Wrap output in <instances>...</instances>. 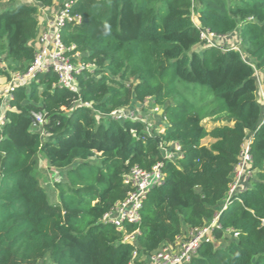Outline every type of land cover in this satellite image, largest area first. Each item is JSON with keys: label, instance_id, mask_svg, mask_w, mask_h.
Masks as SVG:
<instances>
[{"label": "trees", "instance_id": "obj_1", "mask_svg": "<svg viewBox=\"0 0 264 264\" xmlns=\"http://www.w3.org/2000/svg\"><path fill=\"white\" fill-rule=\"evenodd\" d=\"M54 1L0 10V76L26 71L39 8ZM71 11L82 21L67 22L62 40L79 53L74 60L95 67L77 75L78 92L51 71L10 90L0 124V264H146L184 225L204 226L220 212L218 223L237 237L225 246L204 241L190 264H264V95L256 77L264 69V0H75ZM194 16L217 36L236 32L239 49L200 48ZM146 101L162 108L163 126L150 133L143 121L109 116ZM40 111L43 124L33 115ZM247 140L256 179L229 197ZM175 142L182 156L166 159L161 145ZM39 154L65 171L56 202L35 174ZM159 161L164 182L147 194L141 221L125 226L138 230L136 244L124 241L102 218L127 196L132 167Z\"/></svg>", "mask_w": 264, "mask_h": 264}, {"label": "built area", "instance_id": "obj_2", "mask_svg": "<svg viewBox=\"0 0 264 264\" xmlns=\"http://www.w3.org/2000/svg\"><path fill=\"white\" fill-rule=\"evenodd\" d=\"M74 2L75 0H65L62 5H60L59 9L49 18L46 29L40 33L37 40L38 45L33 61L26 71L17 72L13 75L7 90L8 92L4 95V100L0 106V112L3 113V117L6 108L9 106L8 101L12 98L10 90L13 85L29 84L35 79L38 80L37 75L39 73L51 71L57 74L58 82L61 86L67 87L73 92H78L79 85L77 82V75L84 69H93L95 67L94 64L85 63L80 59L74 60V58L79 57V53L75 55L70 54L69 52L74 46L67 47L62 40L61 28L67 22L82 21V16L80 14H73L71 11ZM194 21L196 26L200 29V39L203 44H218L223 50L231 45L229 44V39L232 37V34L234 37V33L225 36H217L207 28L202 29L195 19ZM232 46L239 49L237 43ZM147 103L148 101L144 102L141 107L145 106ZM154 107L159 106L155 105L152 108ZM33 115L36 122L40 124L44 123L45 114L43 112H34ZM109 116L120 120L130 119L134 121H143L146 123L145 130L148 133L153 129V124L151 122H147L145 119L138 116L137 108H118L110 113ZM162 126L163 123L159 127ZM160 131H163V128H160ZM133 133L136 135V131H133ZM161 147L166 159L175 160L182 156L181 145L177 142L169 143L168 146L161 145ZM250 162L249 140H247L241 151V160L235 167V177L230 184L229 197L246 187V181H244V179L246 176L245 173L249 169L248 166ZM165 175L164 162L162 161L155 163L150 169H144L138 165L133 166L131 171L124 176L125 181L131 185V189L123 200L116 202V204L104 214L102 221L123 230V240L136 244L138 230L127 232L125 226L127 224H137L141 221V209L147 194L151 189L160 186L164 182ZM225 207L226 206H224L223 209H225ZM220 213L206 225L188 229L189 234H186V237L180 236L177 238V240L179 239L180 241H175L173 244L154 250L146 258V264H190L202 243L206 240L215 239L216 229H220L224 233H232L231 228H224L218 223ZM232 234L234 237H237L238 232ZM136 256L137 251H134L133 260Z\"/></svg>", "mask_w": 264, "mask_h": 264}, {"label": "rangeland", "instance_id": "obj_3", "mask_svg": "<svg viewBox=\"0 0 264 264\" xmlns=\"http://www.w3.org/2000/svg\"><path fill=\"white\" fill-rule=\"evenodd\" d=\"M30 1L31 0H0V10H2L3 8H6L8 6H12L13 4H15L17 2H30ZM35 1L36 0H32L31 3L35 2ZM194 19L196 20V16H194ZM236 42H237L236 37H235V35L233 37V34H232V37L229 39V44L233 45V44H236ZM202 46H205V44H202L200 46V48H202ZM256 77H257V80H258L259 85H260V94H262V96H263L264 95V81H263L264 69H258L257 73H256ZM10 83H11V80H8L7 77L0 76V94L5 95L8 92L7 90L10 86ZM150 104L151 103H147L143 107H138V116L145 119L147 122H151L155 126L162 125L163 122L160 118L162 108L161 107L148 108L149 106H151ZM3 118H4L3 113L0 112V124L3 122ZM46 119H47V117H45V120ZM205 123L208 124V126H211L213 123H215V119L207 118L205 120ZM38 127L41 128V125H39ZM43 133H44V138H45L47 135L45 134L44 131H43ZM212 141H213L212 138L207 137L203 140V144L209 145L210 143H212ZM50 166L51 165L46 160V158L42 154H39L38 155V164H37L36 169H35V174L38 178H40V181L48 190L50 199L52 201H54L59 196L56 185H57V183L62 181V178H63V180L65 179V171L64 170H55V169L52 170ZM245 175L246 176H245L244 181H246V184H247L250 177H252V179H256L255 171H252L251 169H248L246 171ZM248 176H250V177H248ZM251 182H252V180L249 182L250 185L252 184ZM55 190L57 191V193H55L56 192ZM223 207H224V205L222 206V208ZM186 234L187 235L189 234V230H187V228H185V235ZM214 238H215L214 244L220 245V246H225L229 242V240L231 238H233V236H231V234H229V233H224V234L222 233L220 235L215 234Z\"/></svg>", "mask_w": 264, "mask_h": 264}, {"label": "crops", "instance_id": "obj_4", "mask_svg": "<svg viewBox=\"0 0 264 264\" xmlns=\"http://www.w3.org/2000/svg\"><path fill=\"white\" fill-rule=\"evenodd\" d=\"M62 1L63 0H55L51 7L41 6L39 8V11H38V14H37V18L39 19V33H41L44 29H46V26H47V23L49 21V18L59 9L60 4L62 3ZM30 2H32V0ZM33 3H36V1L33 2ZM235 37H238L237 33H235ZM33 44L35 46L38 45L37 38L33 41ZM50 167H51L52 170L53 169H55V170H63V169L55 168L53 166H50ZM245 186L246 187L249 186V181L247 182V184L245 182ZM55 193H57V191ZM58 199H59V196L56 198V200H54V202L58 201ZM185 228H187V226L184 225L183 226L184 231H185ZM183 236H185V234L182 235V237ZM178 241H180V240L179 239L176 240V242H178Z\"/></svg>", "mask_w": 264, "mask_h": 264}, {"label": "clouds", "instance_id": "obj_5", "mask_svg": "<svg viewBox=\"0 0 264 264\" xmlns=\"http://www.w3.org/2000/svg\"><path fill=\"white\" fill-rule=\"evenodd\" d=\"M110 33H111V27H110V25H108V24H105L104 25V35H110Z\"/></svg>", "mask_w": 264, "mask_h": 264}]
</instances>
